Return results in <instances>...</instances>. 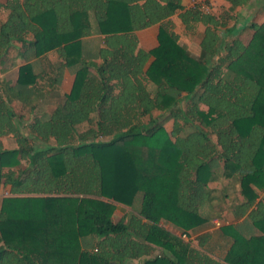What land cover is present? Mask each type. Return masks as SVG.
I'll return each instance as SVG.
<instances>
[{"label": "trees", "instance_id": "16d2710c", "mask_svg": "<svg viewBox=\"0 0 264 264\" xmlns=\"http://www.w3.org/2000/svg\"><path fill=\"white\" fill-rule=\"evenodd\" d=\"M249 2L208 0L204 10L188 0H0V65L26 62L14 84L0 79V183L35 194L5 198L0 264L118 263L82 250L87 235L155 248L144 264H264V22L246 25L248 42L227 39ZM154 25L158 45L146 50L138 31ZM181 27L198 34L200 55L181 42ZM93 34L103 44L87 57L83 38ZM66 68L71 91L23 134L11 103L35 108L32 96L60 91ZM11 133L18 147L3 150ZM12 156L27 166L4 171ZM226 179L231 203L212 186ZM140 191L150 223L141 237L127 217L113 219ZM222 203L243 220L220 226L231 240L218 259L210 233L197 245L182 234L214 227Z\"/></svg>", "mask_w": 264, "mask_h": 264}, {"label": "crops", "instance_id": "0c3cea01", "mask_svg": "<svg viewBox=\"0 0 264 264\" xmlns=\"http://www.w3.org/2000/svg\"><path fill=\"white\" fill-rule=\"evenodd\" d=\"M261 1H258V3L261 4L258 8L261 7L260 9H263L264 0H261ZM249 3L247 5H249ZM244 7L246 8V6ZM172 20H174L177 25H180L179 14H176L175 16H173ZM247 23L249 24L251 23V21H248ZM247 23L243 24L239 18L238 21L233 25L235 27L234 29L237 30L236 35L233 34V35L228 36L226 34V37L228 36L227 39H231V38H234L235 36L241 35L246 30ZM158 31H159L158 25H154L149 28L138 31L140 46L146 50H150L156 47L158 45V38H157ZM91 38L97 39L96 40L97 43L95 42L96 48H98L99 46H101V44H103L104 35L93 34L91 36L85 37L83 38L85 53H86V49L88 46L86 45L84 40L91 39ZM92 40L95 41V39H92ZM200 40L201 39L198 38V43H196L194 48L189 46L188 45L189 43H184V44L189 48L191 52H193L196 55H200L202 51ZM87 57H90V56H87ZM50 58L52 61L56 60L57 55L54 53H51ZM24 63L26 62L19 59L18 61L15 62L14 65L10 64V62H8L7 65H4V66L0 65V79L14 84L17 79L18 69L20 65ZM43 64L46 65L45 63ZM62 77H63V80L61 82L60 91L54 90L48 93L39 92L32 96L30 102L33 106H35V108L31 109V108L26 107V105L20 100H14L11 103L12 108L17 114V117L14 119V123L17 126V128H19L22 131L23 134L30 136L31 133H30L29 126L31 122L34 121V118L36 117L39 118V117L45 116L53 112L56 109L57 105H59L62 102L63 93H69L71 91L73 83H74V78H75L74 70L66 68L65 70H63ZM1 141H2L3 150H14L18 147L17 140L12 133L2 136ZM17 161H18V158L14 156L7 158V164L3 168L4 171H8L9 169H18L19 167L25 168L28 164L25 159L19 160V163ZM3 191H7L10 194H14L12 192L11 184L4 186L3 183H0V209L4 202V195L2 194ZM17 195H21V196L30 195L31 196L35 194L23 193V194H17ZM143 196H144L143 192L141 191L138 192L135 197L134 203L131 207H126L124 205H118V207H116V210L113 216L116 220L114 221L118 222L123 217H126L125 214L129 211L128 212L129 215L127 218L130 221L133 230L135 231V233L138 234L139 237L145 235L150 228V223L140 215V209H141L142 202H143ZM229 215H231L232 218H235L232 212H230ZM242 220L243 219L239 221L241 222ZM226 224H229V223L227 222ZM223 225H225V223ZM213 231H216V236H213L211 238V242L207 243V247L209 248L210 252L215 257H217L218 259H224L227 253L229 241L231 240V238L228 235H224L222 233L221 227L214 226ZM114 237L115 236H111V238L107 242H104L101 238H98L97 236L87 235V236L81 237L80 245H81L82 250L90 252V253H99L103 256L108 257L111 261H114L116 263L118 262L117 264H144V262L147 259L151 258L156 253L155 248L146 247V245H143L139 241H136L133 237L132 238L125 237L124 240H120L119 242H115ZM194 245H197V244H194Z\"/></svg>", "mask_w": 264, "mask_h": 264}, {"label": "rangeland", "instance_id": "374dc122", "mask_svg": "<svg viewBox=\"0 0 264 264\" xmlns=\"http://www.w3.org/2000/svg\"><path fill=\"white\" fill-rule=\"evenodd\" d=\"M4 1V0H3ZM208 0H206L207 2ZM258 1H261V0H251L249 5H246V8L244 7L243 10H241V13H240V21L245 24L247 23L248 21H251V22H255V23H262L264 22V7L263 9H260L258 8L261 4L258 3ZM262 2V1H261ZM260 9V10H259ZM249 16V17H248ZM248 24V23H247ZM92 25L94 27V29L97 27V23L92 20ZM180 35H181V42L184 44V43H189L188 45L191 46L192 48L195 47L196 43H198V34H193V36L191 35H188L185 30H184V27H181L180 29ZM253 29H250V28H246V30L241 34V35H238L240 38H242L245 42H248L253 34ZM92 39H95V41H93ZM96 38H91V39H85V43L86 45L88 46L87 49H86V55L87 56H90V57H93L94 56V53H96ZM96 42V43H95ZM90 50V52H89ZM204 109H206V106H203ZM172 127H173V120H170L166 123V128L168 131H171L172 130ZM227 183H229V181L226 179L225 181H222V182H217V183H213L212 186H214L215 188H217L220 192H222L223 194H227L230 198L228 200V203H231L232 202V199L234 198V196L236 195V188H233V187H230L227 185ZM7 191H3V195H4V200L6 201V197H14V198H18V199H25L26 196H21V195H14V194H10L9 192ZM260 197L264 199V191H260ZM25 202V201H24ZM22 201L20 202H15L14 204V207L15 209H10V212H11V215L12 216H16V211L20 208V206L22 205V203H24ZM4 204V202H3ZM3 204L1 206V208L3 207ZM223 204V203H222ZM118 205H121V204H118ZM117 205V207H118ZM127 207V206H126ZM229 205L228 204H223V208L225 209L224 211H222V216L224 217L223 218V222L226 224L227 222L232 224V223H236V222H240L239 220L237 221L235 218H232L230 214V211L228 209ZM16 208H18L16 210ZM122 209V207H121ZM119 212V210H118ZM129 212V211H128ZM126 213L125 216L128 217L129 213ZM20 214V213H19ZM114 216V215H113ZM118 216V214H117ZM230 216V218H229ZM219 218H222V217H219ZM113 219L115 220V218L113 217ZM116 221V220H115ZM164 225L168 226L169 228H173L171 225H167V223ZM217 227V226H216ZM214 227H211L207 230H199L197 232H190L191 234H187L186 236V239L187 240H193V244H198L199 243V239L200 237L204 234V233H210L211 234V238L213 236H216V231H213ZM176 233H180L179 230H176Z\"/></svg>", "mask_w": 264, "mask_h": 264}, {"label": "built area", "instance_id": "2783aa9c", "mask_svg": "<svg viewBox=\"0 0 264 264\" xmlns=\"http://www.w3.org/2000/svg\"><path fill=\"white\" fill-rule=\"evenodd\" d=\"M188 5L190 7H201L204 10H208L207 9V2H206V0H188ZM214 224H215V226L220 227V226H222L224 224V222H223V220H221L219 218H216L214 220ZM186 236H187V234H182V237L184 239H186Z\"/></svg>", "mask_w": 264, "mask_h": 264}]
</instances>
